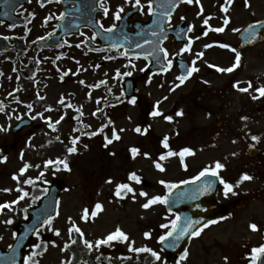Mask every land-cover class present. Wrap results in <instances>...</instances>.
<instances>
[{"label": "rangeland", "instance_id": "1", "mask_svg": "<svg viewBox=\"0 0 264 264\" xmlns=\"http://www.w3.org/2000/svg\"><path fill=\"white\" fill-rule=\"evenodd\" d=\"M131 3L134 0H110L111 12ZM141 3L143 11L137 17L147 19V0ZM175 16H184L194 30L205 28L201 35L190 34L191 45L185 51V58L191 67L195 61L199 71L183 84L177 79L176 71L162 75L147 72L144 60L139 58L113 53L112 62L98 65L100 57L82 55L80 48L75 46V39L68 40L75 42L71 48L64 46L56 51L25 54L19 61L20 70H25L28 61L35 64V71L28 76L14 73L13 56L1 60L0 107L3 111H0V126L3 130H0V148L8 159H0V204L17 200L21 195L19 188L28 192L23 200L0 212L1 248L11 243L25 209L38 203L44 193L42 188L59 183L62 191L58 213L50 225H44L43 249L37 251L31 264H84L76 257V249L87 247L85 240L93 242L88 250L96 257L116 248L108 258L121 263L119 254L129 244L133 248L142 245L157 248L154 237L165 231L162 224L170 222V217H163L159 203L148 209L142 207L151 196L164 194L165 186L159 181L178 183L198 174L203 166H214L219 160L226 165L219 170L220 176L228 182L237 184L245 172L253 177L235 185L233 193L227 197L224 190L219 193L218 199L232 205V210L237 200L244 205L234 210L230 218L203 231L192 242L188 257L180 264H242L237 256L240 253L233 257L232 251L227 252L223 243L218 242L240 240L244 236L255 241L258 235L249 225L255 223L264 227V97L252 99L253 95H258L254 89L264 84V41L241 48L238 31L233 29L241 30L264 18V0H232L230 4L227 0H193L184 3ZM224 18L229 19L227 26L223 25ZM205 19L208 24L204 23ZM221 26L225 31L216 32L215 28ZM225 43L231 47H222ZM232 48L241 53L240 65L232 72L219 71L235 62ZM175 49L169 44V53ZM128 72L132 74L125 75ZM257 75L261 77L252 80L253 88L247 93L233 86L239 81L240 87H247L243 77L253 79ZM125 77L136 81L138 100L128 106L112 107L111 102L122 92ZM157 101H160V118L151 115ZM180 110L184 115L177 116ZM168 114H174L173 123L164 120ZM22 117L31 118L33 125L12 134L11 126ZM57 120L59 124L55 123ZM49 123L55 126L50 128ZM145 124L151 126L150 134L141 136L135 128ZM113 130L120 139L105 147V137L111 139ZM165 136L169 137V145L177 154L160 160L163 147L158 141ZM252 136L259 139L253 140ZM76 137H79L75 145L77 151L69 153L67 149L73 146L72 140ZM182 146L194 151L192 155H185L183 162L177 152ZM249 146L259 149L256 156L247 154ZM132 147L140 150L135 157L131 156ZM145 152L150 155L145 156ZM57 158H66L71 170L62 164L45 163L55 162ZM156 162L163 165L164 171L156 168ZM26 163L30 166L20 173ZM131 172L141 177L140 182L129 179ZM14 175L20 179H14ZM29 178L33 183H23ZM109 178L111 183H108ZM118 183L130 184L135 189L136 199H132L133 193L117 197ZM6 188L11 191H3ZM141 190L146 191L148 197L141 196ZM97 202L103 209L93 217L91 211L95 210ZM86 208L89 216L85 220L82 217ZM9 219L12 223H6ZM73 223L81 229L82 236L73 229ZM116 227L127 233V241L95 245L96 240L106 237ZM55 229H59V235ZM145 232L151 233L147 241L144 240ZM221 247L231 253V257ZM32 252L34 250L25 257Z\"/></svg>", "mask_w": 264, "mask_h": 264}, {"label": "snow or ice", "instance_id": "2", "mask_svg": "<svg viewBox=\"0 0 264 264\" xmlns=\"http://www.w3.org/2000/svg\"><path fill=\"white\" fill-rule=\"evenodd\" d=\"M129 2H132V0H129ZM153 2L154 0H147V11L149 14H152L154 13L156 10L155 8L153 7ZM188 3H192L193 0H187ZM197 2H199V0H197ZM227 2L230 4L232 2V0H227ZM247 2V0H246ZM136 6H139L140 10L143 11V7L144 5L141 3V0H134V3H133V7H136ZM172 7H175L176 5L173 3L171 5ZM100 7L103 8L104 10V15L107 16L108 15V12H109V9L108 7L105 6L104 4V0H101V3H100ZM161 7H165V5H161ZM203 10V9H201ZM225 12L228 11L227 7H224L223 9ZM124 12V7L121 5L118 7L117 11L115 12L114 14V18L115 20H121L122 19V16H121V13ZM61 17L64 16V13H61L60 14ZM164 16L168 17L169 19L171 18L170 16V13L169 12H164ZM0 23H3V21H0ZM204 23L205 24H208V20L205 19L204 20ZM229 23V19L228 18H224L223 20V25L224 26H227V24ZM257 23H259V21H257ZM224 26H221V27H217L215 28V31L216 32H224L225 31V27ZM9 27H14V25H9ZM101 27L103 28V24H101ZM117 27V25L115 23H113L108 29L107 31L108 32H112L113 29H115ZM249 28H252V25H249L248 26ZM191 31V28L189 29ZM233 31H239V29H233ZM207 33H205L206 35ZM49 35H51V33H49ZM253 35H255V33H253ZM95 38V37H93ZM39 39L43 40L44 37H40ZM191 42V41H190ZM115 47V45H113ZM137 48L141 47V45L137 44L136 45ZM189 46L186 45L185 46V49H187ZM205 47H210V45H205ZM222 47L224 48H230L231 46L229 44H223ZM185 49H182L181 51H184ZM163 52H164V55L165 57L168 56V52H167V49H161ZM234 53H235V62L231 65V67H228V68H220L219 71L221 72H232L235 68H237L239 65H240V62H241V53L238 52L235 48H232L231 49ZM155 51V50H154ZM122 55H125L127 56L128 53L127 51L123 52ZM135 55L137 57H139L140 53H135ZM203 53H200V56H202ZM199 58V57H198ZM132 61L129 60V64H131ZM172 66V61L171 60H168L167 61V67L162 69L163 71H167L168 69H170ZM213 67H216L215 65H213ZM118 71V74H119V70ZM199 71V69L195 66V61H193V64H192V67L186 72V74H182L180 76L177 77V79L179 80L180 84H183L194 72H197ZM132 73L131 72H128V73H125V75H131ZM63 78V77H62ZM81 83H83V81H81ZM101 83H104V81H101ZM205 83H207V81H205ZM179 85H176V87H178ZM235 88L238 89V91L240 92H244V93H247L249 92L250 89L253 88V84H252V81H248L247 82V87H240V82L237 81L234 85H233ZM171 90V89H170ZM254 91L256 93H258V95H253L252 96V99L253 100H256V99H259V98H262L264 97V84H260L258 87H256L254 89ZM166 99V97H165ZM136 100L137 98L135 96H133L131 98V103L132 104H135L136 103ZM61 103H63V101H61ZM160 101H157L156 104H157V107L153 109V111L151 112V115L153 117L155 116H160L161 115V112L159 110V105ZM29 107H31V105H29ZM0 111H3V108L0 107ZM40 115V114H38ZM177 116H182L184 115L183 113V110H180L176 113ZM35 118V117H33ZM64 117L61 116L60 117V120H62ZM51 118H49L50 120ZM164 119L167 120V121H172L173 120V116L171 115H168V116H164ZM241 119H244L246 120L247 117H241ZM60 120H57L55 123L56 124H59L60 123ZM109 123H111V121H109ZM50 128H53L55 125L53 123H49L48 125ZM151 126L149 125L148 127H145L143 128V133H147L149 128ZM0 130H3V126H0ZM103 129H101L102 131ZM135 131L137 133H140L142 131L141 127L140 126H137L135 128ZM91 135H95V133H91ZM57 139H59V137H57ZM79 139V137H76L72 140V147H69L67 149V151L69 153H74L77 151V148H76V143H77V140ZM120 139V136L118 135V133L113 130V133H112V138L109 139L107 136L105 137V140H106V144H105V147H107L108 144H111L113 142V140H119ZM252 139L253 140H258L259 137L257 136H252ZM168 141H169V137L168 136H165L163 138V141L162 143L164 144V147L165 148H168L169 147V144H168ZM85 147H87V145H85ZM133 157H135L138 153H139V149L137 147H132L130 149ZM114 154V153H113ZM177 153L169 150L168 153L166 154L167 156H172V155H176ZM194 154V151L192 148L190 147H184L180 150L179 152V156L181 158V161L183 162V159L185 157V155H192ZM23 154H21L22 156ZM145 156H149L150 154L145 152L144 153ZM233 155H235V153H233ZM166 157L164 155H162L160 157V160H163L165 159ZM4 161H7L8 157L7 156H4L2 158ZM46 164H53V163H56V164H62L63 167L67 170H71L70 167H69V164H68V161L67 159H60V158H57V160L54 162L52 160H48L45 162ZM30 165L29 164H25L21 169H20V173H24L27 168L29 167ZM156 168L161 170V171H164V167L161 163L159 162H156L155 164ZM37 167H39V165H37ZM184 167L186 168L187 165L185 164ZM226 167V165L224 163H222L221 161L217 160L214 162V166H209V167H205L203 168L199 174L197 176H193L191 179L193 181L195 180H199L200 177H204L206 175H211V176H214V177H218L219 180H220V183L224 185V196L227 197L230 193H233V189H234V185L230 182H228L227 180H225L222 176H220V171L221 169H224ZM43 175V173H41V176ZM14 179H17L19 180L20 177L17 176V175H14L13 177ZM40 177H37V179H39ZM129 179L131 180H134V181H137V182H140L141 180V177L137 175L136 172H131L129 174ZM253 177L251 175H249L248 173H243L240 180L237 181V184L241 183L242 181H245V180H252ZM111 178H109L108 180V183H111ZM189 181H186V180H182L180 181L179 183L181 184H184V183H188ZM23 183H26V184H31L33 183L32 179L29 178L27 180H24ZM160 184L164 185L168 192L170 193L172 191V189L176 188L177 187V184L174 183V182H171V181H165V180H160L159 181ZM214 182L213 181H208L206 182L205 186L201 189V191H208L211 189L212 187V184ZM3 191H11V189H3ZM19 191L21 193V195L18 197L17 200H13L11 202H5L4 204H0V212H2L5 208H11V206L13 204H16L18 203L19 200H23L26 196H28V192L26 190H24L23 188H19ZM128 193H133V196H132V199L135 200L136 197H135V189L128 183H118L116 185V189H115V195L117 197H120L122 194L123 195H127ZM140 195L141 196H144V197H148V193L146 191H143L141 190L140 192ZM157 203H164V204H167L168 203V196L167 195H154V196H151L150 198L147 199V202L142 204V207L145 208V209H148L149 207H151L152 205L154 204H157ZM103 209V205L99 202H97L95 204V210L94 211H91V215L94 217L97 215V213ZM169 212L172 211L171 208L168 209ZM88 216H89V209H85L84 210V216L82 217L83 219H88ZM71 219V218H69ZM220 219H224V217H221ZM180 220V216L177 214L176 218L171 220L170 221V224H171V228H169V224H162L161 227L164 228L166 231L163 235H161L159 237V240L160 241H165L167 238L169 237H173L174 234H176L177 232V224H178V221ZM51 221H52V217H48V219L44 222L45 224H48L50 225L51 224ZM6 223H12L11 219H9L8 221H6ZM199 222L198 221H191L190 219L186 222L185 226L179 230V234L176 235V239L175 241L172 242V244H170L169 246L170 247H175V244H176V241H178L180 239L181 236H183L185 233L188 232L189 229H192L191 231V236L193 237H196V236H199L201 234V232L203 231L204 228H206L208 225L210 224H213V223H216L215 220H209L207 221L206 224L202 225L201 227H193L194 224H198ZM73 229H75L76 232L80 233L81 236L83 235V233L81 232V229L79 227H77L75 225V223H73ZM252 230H257L258 226L257 224L255 223H252L250 224L249 226ZM56 235H59V229H55L54 230ZM71 231V229H70ZM37 235H39V232H37ZM145 237H149L151 235L150 232H145L144 233ZM117 240H122V241H127L128 240V235L127 233H125L120 227H116V229L113 231V232H110L106 237L102 238V239H98L95 241V245L96 246H99L101 244H110L111 242L113 241H117ZM74 242V241H73ZM53 244H55V241H52ZM85 245L91 249L93 247V242L92 241H89V240H85L84 241ZM34 248H40L41 245L40 244H35L33 245ZM46 247V245H45ZM65 247H67V245H65ZM129 247L132 251L134 252H149L151 253V255L153 257H155V259L157 261H161L162 260V257H161V254L160 252L158 251H154L153 249L149 248V247H141V248H133L131 244H129ZM37 255L36 252H32L31 255L25 257V264H31V262L33 261V257ZM189 255V251L187 248L184 249V251L180 254V257H179V260H177L176 264H180L181 261H184ZM251 261H250V264H257L258 261H260L262 259V257H264V244H261L259 245L258 247H254L252 250H251ZM99 259V258H97ZM225 260H227L228 258L227 257H224Z\"/></svg>", "mask_w": 264, "mask_h": 264}, {"label": "water", "instance_id": "3", "mask_svg": "<svg viewBox=\"0 0 264 264\" xmlns=\"http://www.w3.org/2000/svg\"><path fill=\"white\" fill-rule=\"evenodd\" d=\"M167 4L169 5L170 9L167 12L171 13L174 7L171 5L174 3L177 5L181 0H167ZM166 3V2H164ZM163 3V4H164ZM154 8H158L155 4L156 0L153 2ZM152 21L151 23L145 25L143 29L152 28V39L147 40L141 36L135 37L131 40V42L127 43V49L128 53L135 55V53H140V55L147 56L149 58H152L148 54L149 49L156 46L158 49L161 41L163 40L164 35H166L165 30V22L167 17L164 15H160L157 9V12L152 13ZM164 32V33H163ZM255 33V35H253ZM139 35V34H138ZM137 36V35H136ZM159 36V37H158ZM242 36V45L246 43H252L256 42L258 40L263 39L264 37V20L252 25V28H247ZM139 44L141 47L137 48L136 45ZM151 47V48H150ZM205 183V178H200L199 180H196L195 182L189 183L187 186L188 191L187 195L185 196L186 199L181 200L180 205H186L188 207V210L185 213L180 214V220L177 224V232L174 234L173 237H169L165 240V242H173L176 239V235L179 234V230L182 229L186 222L190 219L191 221H198V224H194L193 227H200L202 224L205 223L207 216L209 217V214L216 216L213 212L216 210V204L213 202L214 193H215V184H212V187L208 191H201V188L199 187L201 184ZM200 184V185H199ZM181 191H183L182 188H180ZM60 191V188L57 185L50 186L47 195L42 199L40 206L37 208L31 210L30 215L34 213V217L25 222H22L20 224V228L22 231L19 233L18 237L16 238L15 242L12 244V246L8 249L6 252L0 251V264H21L22 260V249L24 248L25 244L27 243V240L30 238L32 232L35 230V228L40 225L42 222H44L49 216H52L55 213L56 210V204H57V197L58 193ZM184 192V191H183ZM178 191L177 193H172L170 196H168V203L173 200V198H176V195L183 193ZM179 199L176 198L173 201H178ZM171 203V202H170ZM168 207V205H167ZM176 206H173L172 208H175ZM192 229H189L187 233H185L183 236L180 237L178 241H176L177 247L183 246L186 242L187 238L190 236Z\"/></svg>", "mask_w": 264, "mask_h": 264}, {"label": "flooded vegetation", "instance_id": "4", "mask_svg": "<svg viewBox=\"0 0 264 264\" xmlns=\"http://www.w3.org/2000/svg\"><path fill=\"white\" fill-rule=\"evenodd\" d=\"M15 1L0 0V21H2V10L14 11L15 15L22 19L21 23L17 24H10L5 21L0 23V37L2 35V37L5 39L6 45H8L6 50H0V60L5 56V54L19 53L18 49L16 48V38H19L25 44H29L30 47H33L31 44L32 37L36 34L43 36V17L54 23V27L47 30L48 32L46 37L50 36L49 33H51V35L55 34V24L61 16L60 14L63 13L64 9L75 7L74 0H23L19 3V5H16ZM109 1L110 0H104V4L106 7H108V9ZM100 3L101 0H99V6ZM1 4L5 5L1 6ZM92 5H95V0L90 1V6ZM127 8L128 7H125L124 11H126ZM103 14L98 15L97 18L100 19ZM9 25H14V27H9ZM36 49L37 47H33L32 50L35 51ZM244 246L249 247L251 250L254 247H258L256 242L253 244V246L248 244ZM243 249H245V247H243ZM248 251V248H246L245 252Z\"/></svg>", "mask_w": 264, "mask_h": 264}]
</instances>
